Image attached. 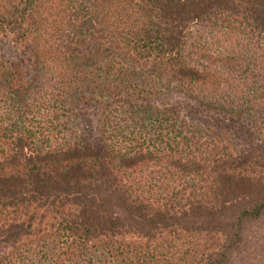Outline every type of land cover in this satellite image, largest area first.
<instances>
[{"label": "trees", "instance_id": "16d2710c", "mask_svg": "<svg viewBox=\"0 0 264 264\" xmlns=\"http://www.w3.org/2000/svg\"><path fill=\"white\" fill-rule=\"evenodd\" d=\"M0 39V264H264V0H0Z\"/></svg>", "mask_w": 264, "mask_h": 264}, {"label": "rangeland", "instance_id": "374dc122", "mask_svg": "<svg viewBox=\"0 0 264 264\" xmlns=\"http://www.w3.org/2000/svg\"><path fill=\"white\" fill-rule=\"evenodd\" d=\"M26 55V56H24ZM30 54L22 47L16 45L9 39H0V57L5 58L10 63H17L25 59V57ZM181 102H183L181 100ZM186 105V104H185ZM185 116L192 118L188 110L185 111ZM89 128L93 132V137L97 136V123L95 117L91 114L88 115ZM256 232V231H255ZM260 235V234H259ZM259 235L253 242L248 243L249 247L246 252L236 257V262L234 264H260V259H262L263 252L260 249Z\"/></svg>", "mask_w": 264, "mask_h": 264}]
</instances>
